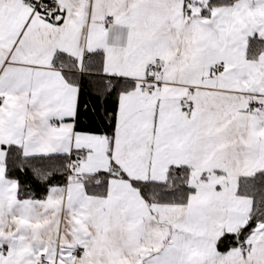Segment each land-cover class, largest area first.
Segmentation results:
<instances>
[{
  "label": "snow or ice",
  "instance_id": "1",
  "mask_svg": "<svg viewBox=\"0 0 264 264\" xmlns=\"http://www.w3.org/2000/svg\"><path fill=\"white\" fill-rule=\"evenodd\" d=\"M0 264H264V0H0Z\"/></svg>",
  "mask_w": 264,
  "mask_h": 264
}]
</instances>
